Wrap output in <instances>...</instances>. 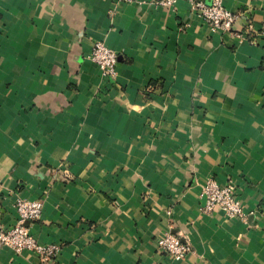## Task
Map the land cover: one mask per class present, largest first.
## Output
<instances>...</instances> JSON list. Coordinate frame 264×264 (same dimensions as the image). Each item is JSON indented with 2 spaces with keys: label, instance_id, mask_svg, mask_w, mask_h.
Wrapping results in <instances>:
<instances>
[{
  "label": "crops",
  "instance_id": "crops-1",
  "mask_svg": "<svg viewBox=\"0 0 264 264\" xmlns=\"http://www.w3.org/2000/svg\"><path fill=\"white\" fill-rule=\"evenodd\" d=\"M223 5L231 33L185 0H0V229L39 199L29 232L60 244L47 263L0 245V264H264V0ZM210 178L245 221L202 212ZM166 230L185 258L157 249Z\"/></svg>",
  "mask_w": 264,
  "mask_h": 264
},
{
  "label": "built area",
  "instance_id": "built-area-1",
  "mask_svg": "<svg viewBox=\"0 0 264 264\" xmlns=\"http://www.w3.org/2000/svg\"><path fill=\"white\" fill-rule=\"evenodd\" d=\"M130 1V0H128ZM154 4L171 7L178 0H152ZM204 22L212 29L231 33L233 26L242 17L223 5V0H185ZM243 33L249 39L255 34L252 21L243 19ZM241 33L239 36H243ZM90 60L97 65L101 76L114 78L116 75L117 53L102 41H94L89 53ZM201 210L204 213L220 211L228 217L245 221L247 214L235 188L227 183L218 184L207 179L201 186ZM16 217L13 225L0 229V245L9 247L14 253L30 252L42 263L54 260L60 250L58 243H41L29 232L27 221L37 220L41 216L42 201L18 197L15 201ZM157 249L171 260H181L191 252L190 243L169 230L156 239Z\"/></svg>",
  "mask_w": 264,
  "mask_h": 264
}]
</instances>
